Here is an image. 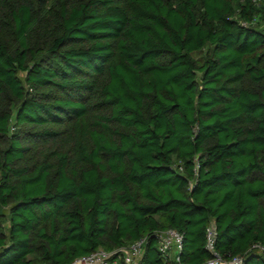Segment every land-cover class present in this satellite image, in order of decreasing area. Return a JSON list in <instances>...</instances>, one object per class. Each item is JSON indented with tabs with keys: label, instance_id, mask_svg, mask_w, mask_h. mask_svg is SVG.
Wrapping results in <instances>:
<instances>
[{
	"label": "trees",
	"instance_id": "1",
	"mask_svg": "<svg viewBox=\"0 0 264 264\" xmlns=\"http://www.w3.org/2000/svg\"><path fill=\"white\" fill-rule=\"evenodd\" d=\"M210 226L264 264V0H0V264Z\"/></svg>",
	"mask_w": 264,
	"mask_h": 264
},
{
	"label": "built area",
	"instance_id": "2",
	"mask_svg": "<svg viewBox=\"0 0 264 264\" xmlns=\"http://www.w3.org/2000/svg\"><path fill=\"white\" fill-rule=\"evenodd\" d=\"M158 247L167 264L174 260L179 261V252L182 249L183 235L175 229H168L157 234ZM146 239H139L129 246L115 250L98 249L90 254L76 258L72 264H142L145 252ZM207 249L213 257L204 264H243L242 257L223 259L215 250V230L213 226L207 229Z\"/></svg>",
	"mask_w": 264,
	"mask_h": 264
},
{
	"label": "rangeland",
	"instance_id": "3",
	"mask_svg": "<svg viewBox=\"0 0 264 264\" xmlns=\"http://www.w3.org/2000/svg\"><path fill=\"white\" fill-rule=\"evenodd\" d=\"M21 76H22V77H24V76H25V74H24V73H22V74H21Z\"/></svg>",
	"mask_w": 264,
	"mask_h": 264
}]
</instances>
